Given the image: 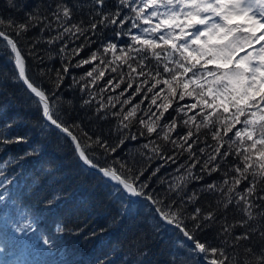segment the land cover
I'll use <instances>...</instances> for the list:
<instances>
[{"label":"trees","instance_id":"trees-1","mask_svg":"<svg viewBox=\"0 0 264 264\" xmlns=\"http://www.w3.org/2000/svg\"><path fill=\"white\" fill-rule=\"evenodd\" d=\"M57 3L67 4L73 13L71 23L83 22V27H87L92 19H99L96 15L98 11L113 13L119 8L121 19L135 15L129 8L120 6L118 0H104L102 7L96 5L94 0H13L15 7H9L7 0H0V17L5 19L23 22L26 13L33 11L48 18L22 36L17 37L14 32L10 35L18 41V47L26 59L28 76L51 97L54 114L65 125L79 124L93 139L100 137L110 146H116L123 138L124 143L120 144L115 153L107 154L100 148L89 151H95L98 162L102 165L120 161L127 163L135 173L143 171L141 182H147L145 191L154 199L163 200L165 204L175 199L179 205L180 198L170 189V185L179 184L182 195L197 194L195 201L185 206L181 213L183 216L190 215L196 207L205 212L216 209L218 201L222 202L224 199L223 189L219 188L226 179L224 172L231 164L238 163L234 155L227 158L228 163L221 164L218 172L209 175L201 172L200 165H197L190 170L192 176H189L186 162L191 161L188 152L181 154L180 149H174L171 143L158 139L155 134L148 136L136 120L132 121L129 128L121 129L116 118L111 116V112L120 110L119 104L115 108L109 105L105 112L96 111L101 102L107 105L109 96L115 97L127 87L129 77L133 88L121 100L127 98L144 77L132 73L127 63L115 61L107 67L101 64L100 68L106 72V76L98 84L90 85L88 81L91 78L86 77L85 73L100 64V60L83 67L75 66L78 60L87 59L92 52H98L105 64L113 60L111 52L103 54V46L111 42L121 49L132 44L129 35H116L117 31L127 32L132 21H126L120 27L98 25L95 31L85 33L89 42L79 56L70 57V51L84 44L85 38L81 36L76 39L65 35L63 39L48 43L49 39L63 31L49 11L54 10ZM44 23H50L51 26L41 31ZM140 27L148 25L141 24ZM131 31L133 34H140L139 29ZM64 44H67V49L61 54L60 48ZM5 47L6 42L0 41V264H202L198 260V253L191 251L190 243L186 242L177 229L161 221L148 201L117 193L115 186H105L95 171L81 163L70 139L44 120L38 104L34 102L37 98L26 90L21 81L15 79L17 70L13 57L10 50L5 51ZM29 48L34 55H28ZM120 54L117 51L116 55ZM128 63L136 67L135 60H129ZM64 65L72 66L67 73L62 72L63 80L56 87V72L62 71ZM151 66H156L154 59H151ZM113 68L116 71H112ZM41 70L45 73L43 76L40 75ZM159 70L162 72L163 67ZM121 77L124 82L120 88L115 91L111 88L100 91L109 79H113L115 83ZM151 83L152 81L148 85H141L144 92ZM82 87L86 90L82 91ZM150 97L151 93L149 99ZM141 98V95L135 96L132 103L138 104ZM85 100L90 103L85 104ZM191 102L186 97L181 103ZM129 107L130 105H125V111ZM148 107L149 103L145 100L141 108ZM152 110H156L154 106ZM170 111L171 116L177 115L171 109ZM144 115V111L137 113V116ZM100 116L104 118L101 119ZM183 119L186 117L181 115L180 120ZM189 127L193 133H197V129L191 124L185 126L182 123L177 131L183 135ZM74 131L80 135L81 129L75 128ZM141 131H145L144 136H140ZM205 133L207 129L199 130L200 142L194 145L201 164L207 156L201 155L199 148L211 152L212 149L207 144L215 145L211 135L205 136ZM130 134H135L137 139H130ZM17 137H23V142H14ZM176 138L173 133L172 139ZM84 139L86 138L81 137L82 142ZM4 140L13 142L4 143ZM150 140L155 143L144 148ZM156 147L159 148V153L152 150ZM234 148L235 146L233 152ZM167 156H174L176 162L161 158ZM116 167L119 168L120 164L117 163ZM231 175L234 173H229V177ZM195 176L202 179L192 178ZM212 183L218 186L217 190L207 191L206 186ZM245 186L246 184H242L240 190ZM226 188L227 185L224 186ZM230 195L233 203L226 212L221 211L220 214L226 215L228 223L246 219L236 207L235 195ZM257 211L258 209H253L254 213ZM187 224L191 229L192 221L188 220ZM60 228L63 230H59ZM242 231L244 229L239 227L234 229L235 234ZM197 237L211 246L227 248L222 243L218 224L198 232ZM45 240L49 243L45 244ZM257 241L258 237L252 243L259 248ZM228 251L233 256L243 254L242 249L233 252L228 248ZM203 257L205 258L204 255Z\"/></svg>","mask_w":264,"mask_h":264},{"label":"snow or ice","instance_id":"snow-or-ice-1","mask_svg":"<svg viewBox=\"0 0 264 264\" xmlns=\"http://www.w3.org/2000/svg\"><path fill=\"white\" fill-rule=\"evenodd\" d=\"M94 2L101 7L104 5V0ZM7 3L9 7H15L13 0H7ZM118 3L129 8L135 15L121 19L119 8L113 13L98 11L96 15L99 19H92L87 27L82 26L83 22L71 23L72 9L67 4L57 3L55 9L49 11L63 31L49 39L48 43L63 39L65 35L76 39L83 36L85 43L69 53L70 57H76L89 42L86 32L95 31L98 25L111 24L120 27L131 20V28L127 32L117 31L116 35H129L132 44L121 49L111 42L103 46V54L111 52L113 60L105 64L98 52H92L87 59L78 60L75 66L83 67L100 60V64L85 73L86 77L91 78L88 81L90 85L98 84L106 76V72L100 68L101 64L107 67L115 61L127 63L132 73L144 77L135 86V90L121 100L133 88L129 77L127 87L117 96H109L107 105L101 102L96 111L105 112L109 105L115 108L119 104L120 110L111 112V116L116 118L121 129L129 128L132 121L136 120L148 136L155 134L158 139L171 143L174 149H180L181 154L188 152L191 161L186 162L189 176H192L190 170L197 165H200L201 172L209 175L218 172L221 164L228 163L227 158L234 155L238 163L231 164L224 172L226 179L219 186L223 189L224 199L222 202L218 201L216 209L205 212L196 207L190 215L183 216L181 213L187 204L195 201L196 193L182 195L181 186L177 184L170 185V189L180 198L179 205L175 199L167 204L163 200L154 199L145 191L147 182H141L143 171L135 173L127 163L120 161L102 165L98 162L95 151H89L100 148L107 154L115 153L120 144L124 143L123 138L116 146H110L100 137L93 139L79 124L65 125L58 119L54 114L51 97L28 76L26 59L18 47V41L10 35L14 32L17 37L22 36L30 28L47 21V16L42 17L35 11L26 13L23 22L0 17V41L6 42L5 51L10 50L14 57V66L17 69L15 79L21 81L26 90L37 98L34 102L38 104L41 115L50 126L70 139L75 154L83 165L94 170L105 186H115L117 193L150 201L159 219L177 229L190 242L191 251L203 254L208 264H264V0H118ZM61 20L63 23H60ZM141 24L148 27L141 28ZM50 26V23H44L41 31ZM131 29H139L140 34H133ZM66 49L67 44H64L60 53H65ZM117 51L121 54L116 55ZM28 55H34L31 48ZM151 59L156 61L155 68L151 66ZM129 60H135L136 67L128 63ZM71 66L64 65L62 71L57 70L56 87L63 80L62 72L67 73ZM161 66L162 72L159 70ZM112 71L116 69L113 68ZM44 74L41 70L40 75ZM150 81L151 86L144 92L141 85H148ZM123 82V77L115 83L113 79H109L100 91L104 92L109 88L115 91ZM160 85L163 87H159ZM81 90L86 89L82 87ZM137 95L142 98L138 104H134L132 100ZM186 97L192 102L181 103ZM145 100L149 107L142 109L141 105ZM84 103L89 104L90 101L85 100ZM125 105H130L126 111ZM153 106L155 111L152 110ZM170 109L177 115L171 116ZM139 111H144L145 115L137 116ZM190 112L192 115H189ZM181 115L186 119L181 121ZM169 116L171 119H168ZM181 123L185 126L191 124L197 129V133H193L189 127L185 134L180 135L177 130ZM75 128L81 129L80 135L76 134ZM201 128L207 129L205 136L210 134L215 141V145H211L205 139L207 147L212 149L211 152L199 148L200 154L207 156L202 164L194 149V145L200 142L198 133ZM173 133L176 134V139H172ZM144 135L145 131H141L140 136ZM81 137L86 139L82 142ZM129 138L135 140L137 136L130 134ZM14 142H23V137H17ZM154 143L150 140L143 147L149 148ZM225 145L228 147L225 148ZM152 150L159 153L158 147ZM161 158L176 162L174 156ZM117 163L120 164L119 168L116 167ZM229 173L234 175L229 177ZM192 178L202 179L200 176ZM242 184L246 186L241 191ZM217 188L215 183L206 186V190L210 192ZM230 194L235 195L236 207L246 219L228 223L226 215L220 214L221 211L226 212L233 203ZM256 201L262 203L258 204ZM253 209L258 211L254 213ZM188 220L192 221L191 229L188 227ZM215 224L219 225V235L227 248L211 246L197 237L198 232ZM237 227L244 231L235 234L234 229ZM257 237L259 248L252 243ZM44 243L48 244L49 241L45 240ZM228 248L233 252L242 249L243 254L230 255Z\"/></svg>","mask_w":264,"mask_h":264},{"label":"water","instance_id":"water-1","mask_svg":"<svg viewBox=\"0 0 264 264\" xmlns=\"http://www.w3.org/2000/svg\"><path fill=\"white\" fill-rule=\"evenodd\" d=\"M48 122V121H47ZM142 198V197H141ZM149 202V204H150V206L154 209V206L151 204V202L150 201H148ZM155 210V209H154ZM156 213V212H155ZM157 216H158V214H156ZM159 217V216H158ZM166 224V223H165ZM168 225V224H167ZM169 226H171V225H169ZM173 227V226H172ZM188 242V241H187ZM199 261L201 262V263H203V264H208V260H204V258H203V256H202V254H199Z\"/></svg>","mask_w":264,"mask_h":264},{"label":"rangeland","instance_id":"rangeland-1","mask_svg":"<svg viewBox=\"0 0 264 264\" xmlns=\"http://www.w3.org/2000/svg\"><path fill=\"white\" fill-rule=\"evenodd\" d=\"M17 70V69H16Z\"/></svg>","mask_w":264,"mask_h":264}]
</instances>
